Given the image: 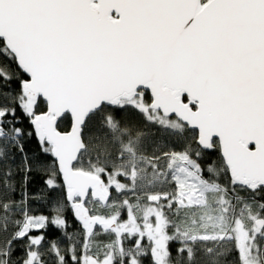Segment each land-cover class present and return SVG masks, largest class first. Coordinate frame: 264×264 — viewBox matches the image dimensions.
I'll return each mask as SVG.
<instances>
[{
    "label": "snow or ice",
    "instance_id": "snow-or-ice-1",
    "mask_svg": "<svg viewBox=\"0 0 264 264\" xmlns=\"http://www.w3.org/2000/svg\"><path fill=\"white\" fill-rule=\"evenodd\" d=\"M0 264H264V0H0Z\"/></svg>",
    "mask_w": 264,
    "mask_h": 264
},
{
    "label": "trees",
    "instance_id": "trees-1",
    "mask_svg": "<svg viewBox=\"0 0 264 264\" xmlns=\"http://www.w3.org/2000/svg\"><path fill=\"white\" fill-rule=\"evenodd\" d=\"M215 158H216V157L214 156L213 159H215ZM39 186H42V181H40V180L37 181V184L34 185V188L39 187ZM36 211H38V212H43V213H45V214H50V211H51V210L48 209L47 207L39 206V207H37Z\"/></svg>",
    "mask_w": 264,
    "mask_h": 264
}]
</instances>
